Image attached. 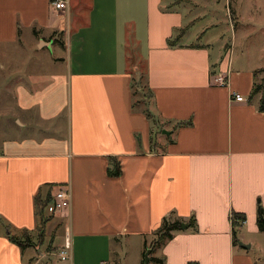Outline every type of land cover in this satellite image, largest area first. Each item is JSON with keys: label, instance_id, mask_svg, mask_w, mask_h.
Here are the masks:
<instances>
[{"label": "crops", "instance_id": "obj_1", "mask_svg": "<svg viewBox=\"0 0 264 264\" xmlns=\"http://www.w3.org/2000/svg\"><path fill=\"white\" fill-rule=\"evenodd\" d=\"M222 1L70 0L57 11L52 0H0V264H38L9 231L35 229V195L61 183L72 190L57 214L71 229V258H59L68 264H127L128 249L149 247L163 264H264V111L261 93L251 96L264 63L245 61L237 35L206 39ZM225 1L235 27L245 6L264 30V0ZM143 69L153 96L137 100L166 121L153 141L132 109ZM219 72L226 85L212 82ZM234 211L246 216L237 242ZM165 217L181 228L152 247ZM58 237L65 230L56 249Z\"/></svg>", "mask_w": 264, "mask_h": 264}, {"label": "rangeland", "instance_id": "obj_2", "mask_svg": "<svg viewBox=\"0 0 264 264\" xmlns=\"http://www.w3.org/2000/svg\"><path fill=\"white\" fill-rule=\"evenodd\" d=\"M239 0H233V5L234 7L237 5ZM217 5V4H216ZM229 3L227 4V2L225 0L222 1V3L219 6H214L215 10H216V20L218 21V26L214 29L209 30L208 35L206 37V39H210V41L213 43L217 42V38L220 35H224L225 39H227L228 42L231 41V39L237 35V38L239 37V39H243V42H247L248 43V47L246 48V52H248L249 54V59H245L244 57L242 59H245L246 62L250 63L251 65H258L256 64L258 61H261L264 63V57H259L261 52L264 49V30L258 28V27H254L251 22V20L248 18V16L250 15H256V13L252 14V10L250 9H246L245 6L244 8L242 7V13L244 15V18L240 20H236V27L234 26V23L231 20V14H230V9L228 7ZM232 12V10H231ZM263 14H264V10H263ZM261 14H257L256 16L258 17V19H261L260 16ZM252 25V26H251ZM257 25V24H256ZM200 27V25L198 26ZM264 28V26H263ZM247 35L249 36V41H245L247 38ZM203 41V39H202ZM205 41V40H204ZM252 41V42H251ZM258 41H260L259 43H257ZM245 46V45H244ZM244 46L238 50H243ZM236 55H240L242 57V53L236 51ZM64 56L66 57V53L64 54ZM145 69V68H144ZM143 69V72L139 73L138 75L136 74V81L139 82L140 84H138L136 87L139 88L141 93H146L149 94L147 87L145 86V71ZM142 85V87H141ZM143 89V90H142ZM143 93V94H144ZM140 96L137 94L136 95V100L139 99ZM151 97L148 99H146V101H150ZM142 107V106H141ZM166 129H162V131L160 132H156L155 136L157 135L158 138H161L164 134ZM47 215H51V219L47 222L46 227H45V236L43 241L38 238L37 232L34 229L33 231V238L35 239V241H37L36 246L31 247L33 249V255H32V260L35 263L38 264H44V263H48L49 264H55L54 262H56L57 264H68V261H61V255H60V250H61V246L59 249H56V247H54L53 245V241L55 239V237L58 235L60 236L62 231L65 230V235H66V230H67V226H68V220L67 218H63L60 215L57 214H50L49 212H46ZM53 216V217H52ZM58 216H60L61 218H59ZM38 225H39V220H38ZM37 225V226H38ZM36 226V228H38ZM14 234H20L19 232H16ZM156 237L155 234H149L148 238L154 239ZM63 239L65 240V238H56L55 244H59L61 242H63ZM64 244V243H63ZM141 250L143 249L140 248ZM144 255L141 256L140 250H138L139 252H137V249H128V257L126 259V263L127 264H132L134 263V259L136 261L137 258V254L139 253V258H137V261L139 259L138 263L144 264L148 263L149 264H154V262L152 260H149L147 262L146 258H150V254L148 256H146V253L149 248H144ZM61 260H60V259ZM109 261L111 264H113V260H111V258L109 257L108 259L105 258V261Z\"/></svg>", "mask_w": 264, "mask_h": 264}, {"label": "trees", "instance_id": "obj_3", "mask_svg": "<svg viewBox=\"0 0 264 264\" xmlns=\"http://www.w3.org/2000/svg\"><path fill=\"white\" fill-rule=\"evenodd\" d=\"M183 33H184V29L180 31V33L178 34L175 40L170 38L168 40L169 45L173 46L175 44V41L178 40L183 35ZM138 84L140 83L136 81V77L135 76L132 77V89L135 96L138 94V92H140L139 88L136 87ZM147 90L149 94L143 92L144 93L143 96L149 99L150 97L153 96V94L150 88H147ZM258 93H261L259 106L260 109L264 111V83H255L251 96L253 97ZM132 109L142 110L146 114L147 118L150 120V123L152 124L151 139L153 141L154 133H156L157 131L158 132L162 131V129L165 127L166 121L163 122L160 120L159 117L154 115L153 112H151L150 110L149 103L147 102L143 106L141 100H133ZM184 123L185 122H180V124H184ZM137 140L139 145H141L142 144L141 136L139 134L137 135ZM109 159H110V165L108 166L107 169L108 174L111 176H119L122 173V165L120 160H118L115 157H110ZM51 201H52V192L49 190L47 192H43L40 190L37 192V194L34 197L36 215L39 220V225H38L39 227L37 226L38 228H35V230L37 232L38 238H40L42 241L45 236L44 231L46 224L51 219V215L48 216L46 213L48 212V206L51 203ZM50 214H54V213H50ZM245 220H246L245 214H240L235 211L232 213L233 235L235 242H237L238 240L237 238L238 228ZM181 224L182 222H180L179 220H171L165 217L162 220L159 227L156 228L153 232V234H155L156 237L153 240L152 247H154L155 244L163 243L166 239H170L173 236V232L181 228ZM258 225L260 227V230L264 231V206L261 203H259L258 205ZM33 231L34 229L25 228L22 230L21 234L19 235L9 231L8 236L11 241L18 244L22 249L30 246L34 247L36 246L37 241H35V239L33 238ZM151 260L159 264L164 263V258L152 257Z\"/></svg>", "mask_w": 264, "mask_h": 264}, {"label": "built area", "instance_id": "obj_4", "mask_svg": "<svg viewBox=\"0 0 264 264\" xmlns=\"http://www.w3.org/2000/svg\"><path fill=\"white\" fill-rule=\"evenodd\" d=\"M70 0H52V7L57 11H64L69 8ZM212 82L218 85H226L228 82V77L222 73H216L212 77ZM236 100L243 101L245 100L244 96L241 94H236ZM72 203V190L69 183H61L58 184L53 193H52V201L48 206V212L54 214H61L67 212ZM72 251V237H71V229L68 224L64 244L61 247L60 255L62 260H68L71 258ZM102 264H107V262H103Z\"/></svg>", "mask_w": 264, "mask_h": 264}, {"label": "water", "instance_id": "obj_5", "mask_svg": "<svg viewBox=\"0 0 264 264\" xmlns=\"http://www.w3.org/2000/svg\"><path fill=\"white\" fill-rule=\"evenodd\" d=\"M165 132H166V130H165ZM240 244H243L242 242H240ZM149 252H150V249L147 251V253H146V256H148L149 255ZM146 260H147V262L149 261V258L147 257L146 258Z\"/></svg>", "mask_w": 264, "mask_h": 264}]
</instances>
